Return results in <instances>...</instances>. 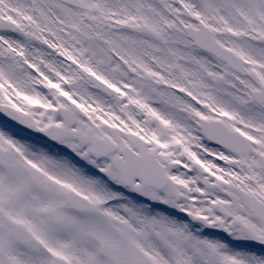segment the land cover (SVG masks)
<instances>
[{
  "label": "snow or ice",
  "instance_id": "obj_1",
  "mask_svg": "<svg viewBox=\"0 0 264 264\" xmlns=\"http://www.w3.org/2000/svg\"><path fill=\"white\" fill-rule=\"evenodd\" d=\"M0 264H264V0H0Z\"/></svg>",
  "mask_w": 264,
  "mask_h": 264
}]
</instances>
